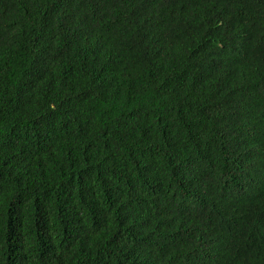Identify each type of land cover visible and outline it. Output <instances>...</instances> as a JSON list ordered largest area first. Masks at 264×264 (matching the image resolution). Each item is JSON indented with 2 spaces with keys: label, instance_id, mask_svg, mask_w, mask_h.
<instances>
[{
  "label": "trees",
  "instance_id": "16d2710c",
  "mask_svg": "<svg viewBox=\"0 0 264 264\" xmlns=\"http://www.w3.org/2000/svg\"><path fill=\"white\" fill-rule=\"evenodd\" d=\"M0 264H264V0H0Z\"/></svg>",
  "mask_w": 264,
  "mask_h": 264
}]
</instances>
